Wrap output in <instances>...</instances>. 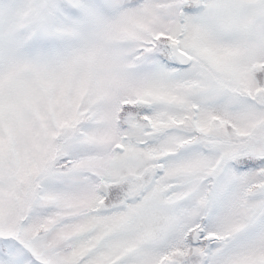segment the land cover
Wrapping results in <instances>:
<instances>
[{
	"label": "snow or ice",
	"instance_id": "6c2138e0",
	"mask_svg": "<svg viewBox=\"0 0 264 264\" xmlns=\"http://www.w3.org/2000/svg\"><path fill=\"white\" fill-rule=\"evenodd\" d=\"M0 264H264V0H0Z\"/></svg>",
	"mask_w": 264,
	"mask_h": 264
}]
</instances>
